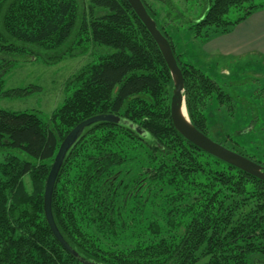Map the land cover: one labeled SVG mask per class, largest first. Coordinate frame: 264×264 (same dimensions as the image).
<instances>
[{
  "label": "trees",
  "instance_id": "16d2710c",
  "mask_svg": "<svg viewBox=\"0 0 264 264\" xmlns=\"http://www.w3.org/2000/svg\"><path fill=\"white\" fill-rule=\"evenodd\" d=\"M142 1L183 72L191 123L211 138L215 113L233 99L211 70L181 60L176 32L187 24L206 44L264 10V0H197L200 15L187 23L172 0ZM92 48L97 61L68 80L73 92L50 117L0 110V264H82L54 237L44 194L64 139L98 115L123 118L148 136L97 123L68 152L52 212L81 257L98 264H264V182L175 129L171 73L127 0H0L3 71L31 60L54 65ZM36 89L5 90L0 76V97ZM216 135L211 139L227 147V135Z\"/></svg>",
  "mask_w": 264,
  "mask_h": 264
},
{
  "label": "rangeland",
  "instance_id": "374dc122",
  "mask_svg": "<svg viewBox=\"0 0 264 264\" xmlns=\"http://www.w3.org/2000/svg\"><path fill=\"white\" fill-rule=\"evenodd\" d=\"M88 2V0H84ZM185 21L194 20L201 11L197 0H172ZM199 11V12H198ZM243 23V22H242ZM176 32V51L181 60L211 70L222 90L232 97L231 105L222 106L215 127L210 132L216 139V133L227 135L225 145L244 154L248 158L264 164V60L257 55H230L228 57L214 49L231 47L236 35L244 36L247 26L238 25L227 35L220 36L206 44L196 40L184 24ZM94 48L88 54L66 57L54 65L42 61H23L10 71H3L0 76L5 83V90L37 87L31 94L16 97H0V110L15 112L37 111L44 119L61 107L72 94L67 87L68 80L82 68L97 61ZM231 107V108H230ZM210 113V112H209ZM209 116V115H208ZM211 119L210 126H214ZM228 135H231L230 137ZM219 136V134H218ZM233 138L234 142L230 141ZM22 158L26 156L16 152ZM0 156V159H2ZM203 264V263H199Z\"/></svg>",
  "mask_w": 264,
  "mask_h": 264
},
{
  "label": "water",
  "instance_id": "95a60500",
  "mask_svg": "<svg viewBox=\"0 0 264 264\" xmlns=\"http://www.w3.org/2000/svg\"><path fill=\"white\" fill-rule=\"evenodd\" d=\"M127 2L129 3L133 11L136 13L138 18L141 20L143 25L146 27L156 44L158 45L161 54L171 73L174 84L173 95L171 98V120L175 129L180 133V135H182L193 145L197 146L199 149L264 182L263 165L225 147L224 145L218 142H215L210 137L198 130L191 123L185 103L184 75L178 65V62L176 60V57L168 39L160 32L156 22L149 15L146 6L144 5L142 0H127ZM97 123H112L126 125L133 129H136L140 135L144 137L148 136V134H146L139 127H135L132 123L123 118H120L115 115H98L80 123L67 135V137L62 142L46 182L44 194V212L47 223L54 237L70 255L77 258L82 264L98 263L81 257L79 253H77V251H75L71 247V245L65 240L60 230L58 229L54 219V215L52 212V198L58 175L64 164L68 152L78 141V139L83 135L84 131Z\"/></svg>",
  "mask_w": 264,
  "mask_h": 264
},
{
  "label": "crops",
  "instance_id": "0c3cea01",
  "mask_svg": "<svg viewBox=\"0 0 264 264\" xmlns=\"http://www.w3.org/2000/svg\"><path fill=\"white\" fill-rule=\"evenodd\" d=\"M240 25L247 26L248 31L244 30L245 35L242 37L236 35L231 47H223L212 50L213 52H221L222 55L228 57L230 55H257L264 60V10L258 11L251 15ZM220 37L216 38L219 39ZM214 40V39H213Z\"/></svg>",
  "mask_w": 264,
  "mask_h": 264
},
{
  "label": "bare ground",
  "instance_id": "6f19581e",
  "mask_svg": "<svg viewBox=\"0 0 264 264\" xmlns=\"http://www.w3.org/2000/svg\"><path fill=\"white\" fill-rule=\"evenodd\" d=\"M185 113V112H184ZM186 115V114H185Z\"/></svg>",
  "mask_w": 264,
  "mask_h": 264
}]
</instances>
